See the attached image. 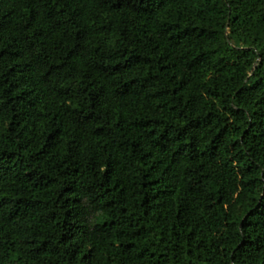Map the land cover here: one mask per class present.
Returning a JSON list of instances; mask_svg holds the SVG:
<instances>
[{
    "label": "trees",
    "instance_id": "trees-1",
    "mask_svg": "<svg viewBox=\"0 0 264 264\" xmlns=\"http://www.w3.org/2000/svg\"><path fill=\"white\" fill-rule=\"evenodd\" d=\"M0 264H264V0H0Z\"/></svg>",
    "mask_w": 264,
    "mask_h": 264
}]
</instances>
